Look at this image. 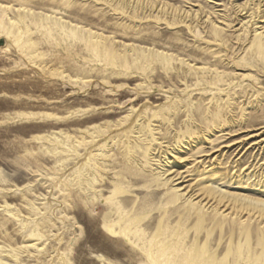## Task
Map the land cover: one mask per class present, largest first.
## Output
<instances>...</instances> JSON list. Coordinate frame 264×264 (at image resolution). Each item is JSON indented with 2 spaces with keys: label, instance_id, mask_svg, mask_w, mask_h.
<instances>
[{
  "label": "rangeland",
  "instance_id": "1",
  "mask_svg": "<svg viewBox=\"0 0 264 264\" xmlns=\"http://www.w3.org/2000/svg\"><path fill=\"white\" fill-rule=\"evenodd\" d=\"M262 42L264 0H0V264H264Z\"/></svg>",
  "mask_w": 264,
  "mask_h": 264
},
{
  "label": "bare ground",
  "instance_id": "2",
  "mask_svg": "<svg viewBox=\"0 0 264 264\" xmlns=\"http://www.w3.org/2000/svg\"><path fill=\"white\" fill-rule=\"evenodd\" d=\"M119 1H120V0H119ZM134 2H135V1H134ZM121 3H122V2H121ZM145 3H147V2H145ZM145 3H144V4H145ZM117 4H118V2H117ZM123 4H124V3H123ZM123 4H122V5H123ZM154 4H155V3H154ZM154 4H153V5H154ZM127 5H128V4H127ZM136 5H137V3H136ZM151 5H152V4H151ZM118 6H119V5H118ZM149 6H150V5H149ZM125 7H126V6H125ZM128 7H129V6H128ZM153 7H154V6H153ZM135 8H137V7L135 6ZM125 10H126V9H125ZM134 10H135V9H134ZM260 45L262 46V48H261L260 46H258V49H259V50H263V46H264V45H263V42L260 43ZM110 114H111V113H110ZM107 115H108V114H107Z\"/></svg>",
  "mask_w": 264,
  "mask_h": 264
}]
</instances>
